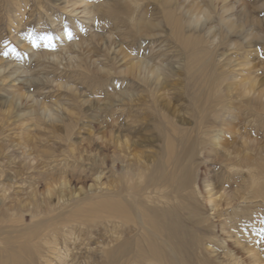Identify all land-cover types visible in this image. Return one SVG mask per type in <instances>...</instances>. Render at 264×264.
I'll return each instance as SVG.
<instances>
[{
    "label": "bare ground",
    "instance_id": "bare-ground-1",
    "mask_svg": "<svg viewBox=\"0 0 264 264\" xmlns=\"http://www.w3.org/2000/svg\"><path fill=\"white\" fill-rule=\"evenodd\" d=\"M187 1L45 0L44 5H40L43 12H39V18L47 15L52 25L59 21L50 14L51 11H59V19H68L75 30L79 25L93 26L96 23L94 38L97 43L102 42L104 59L94 65L96 69L92 76L100 80L98 89L91 93L79 87L74 90L77 95L72 99L83 108L82 112H92L96 117L101 111L115 113L127 100L140 101V92L144 91L153 105L152 117L161 122L158 137L164 146L150 165L129 162L115 149L113 152L108 148L99 152L98 164L94 160L99 166H92L91 171L101 176L105 166L121 175L120 181L113 186L105 182L102 185L106 190L86 194L71 204H37L33 210L30 209L31 203L0 204V264H40L44 245H54L56 258L61 264H73L70 241L74 249L85 241L88 245L100 244L97 253L102 264H212L209 260L198 263L202 257L201 245L221 246L230 264H240L239 257L218 238L216 228L227 235L234 232L236 244H241L245 237L238 233L244 222L259 228L261 215L256 214L254 208L264 203V145L254 156L240 153L235 163L227 165L231 171L239 167L249 177V186L241 187L237 192L240 195L238 200H244L245 209L242 208V214L225 217L218 227L214 226L211 235L207 226L210 219L203 217L202 206L197 200V194H200L196 187L197 173L191 164L198 154L203 155L211 148L220 163L232 159L217 151L220 144L209 134L212 124L237 120L232 108L223 105L222 98L231 91L225 85L228 76L215 71L214 58L220 48L264 47V21L259 19L264 15V0H253L252 3L247 0H191L192 4L186 6ZM25 28L28 27L24 26L23 31ZM101 29L104 35H100ZM68 34L67 28L55 34L61 48L65 47L63 39ZM16 39L18 45L23 41L21 36ZM78 42L82 45V41ZM171 47L175 48L174 53ZM23 48L26 60L20 56V64L2 62L0 76L13 82L26 78L25 86L33 95L57 79H60L59 87L73 90L67 77H80L87 70V62L80 56L77 57L79 61L73 63L76 57L72 56L63 65L61 53L48 52L29 43L23 44ZM127 57L130 60L122 63ZM171 57L177 59L178 68L169 66ZM62 65L65 70L72 69L69 71L72 77L60 72L61 76L56 78ZM113 77L118 78V82L109 86L105 98L100 99L98 93L107 86L105 79ZM175 78L185 83L184 92L194 110L188 120L192 126H186L185 121H181V127L175 124L170 111L159 103L161 93ZM245 82L247 80L241 83ZM135 83L143 90L139 91ZM250 84L248 93L255 88ZM91 94L97 98L94 102L89 98ZM21 97L15 91L9 92L5 98L6 112L17 109L19 118L39 115L52 124L58 123L64 127L67 139L72 126L81 121L70 106L65 114L54 111L57 103L37 100L34 110L20 108ZM213 98L221 100L220 103L213 102ZM93 127L99 131L97 126ZM257 131L264 136L262 127ZM120 140L127 145L126 137L120 139L117 136L116 142ZM71 145L73 143L68 144ZM69 152L70 157L71 150ZM100 167L102 171H99ZM84 172L81 170L75 174L74 169L69 171L73 174L71 177H77L80 182L86 176ZM59 174L58 182L53 181L47 186L48 192L58 184L67 187L68 179L62 176L65 173L61 171ZM216 176L208 177V186L216 184ZM214 189L208 190L210 199L220 192L211 195ZM236 197L237 194L233 195L226 205ZM209 202L212 209L220 206L213 204V199ZM25 215L30 216V224L24 223ZM103 229L109 235L106 244L100 241L102 238L98 234ZM65 232L68 235L63 238ZM59 234L62 238L57 236ZM243 250L248 251V248L243 246Z\"/></svg>",
    "mask_w": 264,
    "mask_h": 264
},
{
    "label": "rangeland",
    "instance_id": "rangeland-1",
    "mask_svg": "<svg viewBox=\"0 0 264 264\" xmlns=\"http://www.w3.org/2000/svg\"><path fill=\"white\" fill-rule=\"evenodd\" d=\"M44 1L9 0L7 4L5 0H0V64L4 61L20 64V56L25 59L23 44L29 43L35 47H43L48 52L61 53L63 65H66L72 56L76 57L72 61L73 63L79 61L77 57L80 56L86 60L87 70L84 75L75 78L69 74L72 69L65 70L62 65L58 74L62 72L64 76L67 77L69 74L72 77H67V79L72 83L73 90L59 87L60 79H57L54 84L42 87V90L36 93L37 95H33L25 86L26 78L20 80L19 83L0 76V204L24 205L31 203V210L37 204L42 206L47 203L52 206L71 204L86 194H95L106 190V186L102 185L105 182L111 186L119 182L121 175L109 171V168L105 166L102 167L105 169L101 176L100 173L94 174V171L90 169L94 165L99 166L97 165L99 162L98 153L107 150V148L110 152H113L114 149L121 152V155L125 156L129 162L150 165L151 161L158 156L160 148L164 146V142L158 137L161 122L152 117L153 105L149 102V98L147 99L144 91V94L140 92V101H125V104L115 112L116 114L106 110L105 112L101 111L99 117H96L92 112H82L83 108L79 107L78 103L72 99V96L77 95L74 90L79 87L82 90H89L91 93L98 89L100 80L92 75L96 69L94 65L98 64V60L104 59L101 51L102 42L97 43L94 38L96 23L94 22L93 26L79 25V29L75 30L68 19H59V11H51L50 14L59 21L52 25L47 15H42V18L38 16L39 12H43L40 5H44ZM247 1L252 3L253 0ZM194 3H199V1ZM190 4L192 2L188 0L186 6ZM250 5L252 7V4ZM38 19L41 21L38 22ZM259 19L264 21V15ZM19 25L20 27H18ZM24 26L28 28L23 31ZM64 28L68 29L71 38L69 35L64 38L65 47L61 48L55 34ZM104 34V30L101 29L100 35ZM18 36H21L23 40L20 45L16 42ZM79 40L82 41V45L79 44ZM50 45L52 46L50 47ZM171 51L174 53L176 50L171 47ZM216 56L214 69L218 74L223 73L228 76L225 85L231 91L230 95L225 94L222 98L223 105L232 108L237 120L226 122V124L214 123L209 129L211 138L220 144L217 151L221 155L227 156L228 159L232 158L230 160H233L232 162L220 163L215 156L214 148H211L206 152L207 154L205 153L206 155L198 154L193 159V163H190L197 173L196 187L200 192L197 194L199 196L197 200L202 206L203 217L210 219L207 225L208 230H211L209 231L210 235L214 226L218 227L225 217L228 219L237 213L242 214L244 200H238L240 195L237 192L241 187L249 186L247 173L239 167H234L231 171L227 165L235 163L240 153L243 155L248 153V157H252V154L254 156L259 147L264 145V136L257 131L260 127L264 130V47L220 48L217 50ZM171 58L172 60L170 58L168 60L169 66L174 65L175 68H178L177 59ZM129 60L130 57H127L122 63H127ZM59 76L61 74L56 78ZM105 80L107 86L100 88L98 93L100 99L105 98L108 87L117 83L119 79L115 80L113 77ZM243 80H247V82L241 83ZM250 83L254 84L255 88L254 91L248 93ZM134 85L139 91L143 90L137 83ZM184 85L182 79L175 78L159 97V103L170 111L171 119L180 127L183 125L181 121H185L186 126H192L188 120L192 118L191 114L194 112L193 106H190V99L184 92ZM119 86L123 85L119 84ZM12 91L22 95L21 101L18 102L20 108L34 110L37 100L40 103H57L58 107H54V111L65 114L66 109L70 106L79 114L81 121L72 126V133L67 139L64 127L58 123L52 124L48 119L39 115H27L19 118L17 109H11L10 113L6 112L7 99L5 98ZM93 95L91 94L89 98L94 102L97 98ZM220 101L218 98H213V102L217 104ZM62 105L64 108H61ZM93 126H97L99 131L97 132ZM117 136L120 139L126 137L127 145H124L123 140L116 142ZM69 143H73V145L68 146ZM70 150L71 156L69 157ZM68 166L72 168L66 169ZM71 169L75 170V174L81 170L85 171L86 176L80 182L77 177H71L73 175L69 173ZM61 171L65 173L62 176L68 179L67 187L64 188L58 184L51 189L52 192H48L47 186L53 181L58 182ZM99 171H102L101 167ZM214 174L217 175L215 177L216 184L210 187L208 186V177H214ZM98 176L100 179H97ZM225 176L226 180L223 182L222 179ZM214 187L211 195L219 190L220 192L211 199H213V204L216 203L220 206L212 209L208 190ZM235 194L238 197L227 206L226 204ZM254 209L256 214L260 213L261 215L258 218V222H261L260 229L244 222L238 230L241 237L245 236L241 244L235 243L237 237L234 232L231 233L232 237H229L231 235L216 228L218 238L224 241L225 245L239 257L240 264H256V261H258L257 264H264V234H262L264 203ZM23 220L26 224L31 223V218L28 215H25ZM79 233L80 230L77 231V234ZM66 234L68 235L66 232L63 233L62 237H67ZM98 234L102 238V240L99 239L100 241L108 243L109 235L105 229ZM57 236L61 237V234ZM69 243L72 247L73 264H102L97 253L100 244L89 243L90 245H88L85 241L77 249H74L73 242ZM63 245L61 244V246ZM243 246L248 248L249 252L243 250ZM54 248V245L43 246L42 258L39 259L40 264H61L60 259L56 258ZM200 253L202 257L198 263L209 260L212 264H230L229 260L224 257L225 250L221 246L207 245L206 247L201 245Z\"/></svg>",
    "mask_w": 264,
    "mask_h": 264
},
{
    "label": "snow or ice",
    "instance_id": "snow-or-ice-1",
    "mask_svg": "<svg viewBox=\"0 0 264 264\" xmlns=\"http://www.w3.org/2000/svg\"><path fill=\"white\" fill-rule=\"evenodd\" d=\"M69 35V38H71V34H68ZM49 39H51V38H49ZM52 45H50V47H51ZM262 234H264V230H262Z\"/></svg>",
    "mask_w": 264,
    "mask_h": 264
}]
</instances>
